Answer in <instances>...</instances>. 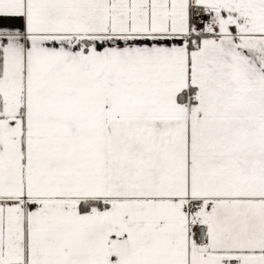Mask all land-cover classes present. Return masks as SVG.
I'll use <instances>...</instances> for the list:
<instances>
[{
    "label": "snow or ice",
    "instance_id": "6c2138e0",
    "mask_svg": "<svg viewBox=\"0 0 264 264\" xmlns=\"http://www.w3.org/2000/svg\"><path fill=\"white\" fill-rule=\"evenodd\" d=\"M0 264H264V0H0Z\"/></svg>",
    "mask_w": 264,
    "mask_h": 264
}]
</instances>
